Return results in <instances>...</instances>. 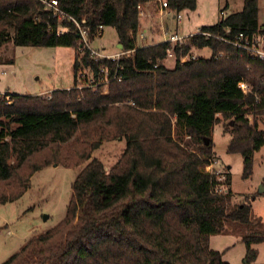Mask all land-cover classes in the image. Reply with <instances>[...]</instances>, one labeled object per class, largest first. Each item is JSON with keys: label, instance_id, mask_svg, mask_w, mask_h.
<instances>
[{"label": "trees", "instance_id": "trees-1", "mask_svg": "<svg viewBox=\"0 0 264 264\" xmlns=\"http://www.w3.org/2000/svg\"><path fill=\"white\" fill-rule=\"evenodd\" d=\"M57 2L84 22L90 45L104 28L115 31L121 48L114 50L126 52L123 79L110 83L108 95L78 90L80 67L113 65L79 52L75 25L59 20L40 0H0V49L12 44L76 52L72 88L48 97H0V205L20 199L44 168L78 169L63 220L1 264H227L210 249V237L227 224L255 222L250 200L233 203L228 178L223 175L221 183L207 171L214 161L212 131L221 124L230 135L226 151L243 158L242 177L248 179L253 155L264 146V63L219 38L264 36L258 0H244L241 11L173 46L136 44L138 6L154 0ZM167 4L176 15L194 10L196 0ZM168 50L172 69L165 67ZM202 50L209 55L190 59ZM240 82L247 84L246 94ZM118 140L125 141L124 150L106 171L93 153ZM241 242L245 264H256L252 246L264 243V232L243 235Z\"/></svg>", "mask_w": 264, "mask_h": 264}, {"label": "rangeland", "instance_id": "rangeland-1", "mask_svg": "<svg viewBox=\"0 0 264 264\" xmlns=\"http://www.w3.org/2000/svg\"><path fill=\"white\" fill-rule=\"evenodd\" d=\"M244 0H196L194 10L180 13L181 20L154 17L151 25L157 32V25H165L166 36L176 34L188 37L205 26H212L223 15L241 11ZM148 9H157L148 3ZM139 18H141L139 16ZM258 24L264 29V0H258ZM148 40L136 39V44ZM117 35L112 28H104L102 36L91 46L114 52ZM75 50L67 47H19L8 44L0 49V97L8 95H41L48 97L52 91L67 90L74 85L73 62ZM196 56H208V50L196 51ZM173 58L165 61V67L172 69ZM8 98V97H7ZM219 126L212 131L214 163L208 168L228 178L227 189L233 203L247 199L251 202L254 225L227 224L226 231L212 235L209 239L211 250L221 252L227 264H245L246 248L241 237L264 230V146L253 155V171L248 179L242 177L243 158L227 153L229 137ZM264 131V118L259 120ZM125 147L124 140L103 143L93 153L102 162L106 171L110 169ZM78 169L50 166L35 173L30 187L23 196L13 203L0 205V264L17 253L33 236L43 233L59 224L66 213L71 197L72 183ZM253 229V230H252ZM255 231V232H256ZM257 251L256 264H264V243L252 246Z\"/></svg>", "mask_w": 264, "mask_h": 264}, {"label": "built area", "instance_id": "built-area-1", "mask_svg": "<svg viewBox=\"0 0 264 264\" xmlns=\"http://www.w3.org/2000/svg\"><path fill=\"white\" fill-rule=\"evenodd\" d=\"M40 1L59 20L61 21L67 20L68 22H71L75 25V27L77 28L80 34V45L78 49L79 52L81 53L88 52L89 57L95 63H109L110 65H113V70L103 65L99 68L98 71H93L90 68L80 67L76 75V88L78 90L91 89L94 93L108 95L110 83L113 81L121 82L123 79V67L120 61L126 52L115 51L111 53H106L103 48L102 49L93 48L87 42L85 31L81 27V24L84 23L83 21L80 24L70 15L61 11L58 8L57 0H40ZM153 3L155 4V6L158 7L160 14L163 13L165 15H174V17L178 21L181 20L180 14L175 15L173 11L168 8L167 0H154ZM145 5L138 6L139 16H144L143 7ZM61 31L63 30L61 29ZM226 32L229 33V30L227 29ZM98 35L100 36L101 33H98ZM130 35L133 36L134 32L131 31ZM206 35L209 36V34H206ZM219 39L222 41L228 42L231 45L248 52L251 56L259 59L261 62L264 63V36L263 35L253 37L252 39H248L245 36H243V34H238L237 36H235L233 40H230V41H226L223 38H219ZM183 40H184V37H179L177 35H171L164 42H167L173 46L175 44L182 43ZM167 57L173 58L172 50H168ZM196 58H197L196 55H192L190 59L196 60ZM187 60L188 58L184 57L181 59V63H184ZM238 87L242 90L244 94H246L249 91L247 84L244 82H240L238 84ZM210 166L207 167V171L214 173L217 176V180L219 182L221 183L224 182L225 177L223 176V174H221L220 172H213L212 170H209L208 168Z\"/></svg>", "mask_w": 264, "mask_h": 264}, {"label": "crops", "instance_id": "crops-1", "mask_svg": "<svg viewBox=\"0 0 264 264\" xmlns=\"http://www.w3.org/2000/svg\"><path fill=\"white\" fill-rule=\"evenodd\" d=\"M143 13H144V16H140L141 18H139V26H138V29H137L135 34H136V39H138V40L143 39V41L148 40V43L140 44V42H139L137 45L138 46L154 45V44H157L160 42H164L166 39H168L169 37L166 36V33H165L166 28H165L164 24L160 23L157 25V32H154L151 25L154 23V17L155 16H159L161 20H162V18L163 19L164 18L176 19L174 17V15H165L163 13L160 14L158 8L157 9H148L147 5H145L143 7ZM171 35H173V34H171ZM174 35H176V34H174ZM117 47L119 48L118 45H117ZM229 140H230V137H229ZM255 231L256 230H253V232H255ZM261 231L264 232V230H261Z\"/></svg>", "mask_w": 264, "mask_h": 264}, {"label": "water", "instance_id": "water-1", "mask_svg": "<svg viewBox=\"0 0 264 264\" xmlns=\"http://www.w3.org/2000/svg\"><path fill=\"white\" fill-rule=\"evenodd\" d=\"M120 48H121V47L119 46V49H120ZM262 191H264V188H263V187H261V192H262Z\"/></svg>", "mask_w": 264, "mask_h": 264}]
</instances>
